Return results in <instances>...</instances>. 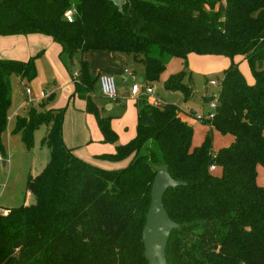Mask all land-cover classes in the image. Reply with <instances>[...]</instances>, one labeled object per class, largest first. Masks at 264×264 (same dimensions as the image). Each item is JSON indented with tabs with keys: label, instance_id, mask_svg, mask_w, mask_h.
<instances>
[{
	"label": "trees",
	"instance_id": "1",
	"mask_svg": "<svg viewBox=\"0 0 264 264\" xmlns=\"http://www.w3.org/2000/svg\"><path fill=\"white\" fill-rule=\"evenodd\" d=\"M69 11L74 15L66 17ZM44 35L73 62L78 54L107 51L133 55L145 69L144 84L155 83L173 59L216 55L232 60L221 82L212 130L193 147L194 130L166 104L138 100L137 136L103 158L121 162L106 170L78 158L64 142L66 108L17 118L15 132L31 149L34 134L49 126L43 144L50 161L26 193L35 203L0 216V264H148L143 230L158 169L167 168L186 186L170 189L164 205L179 225L170 236L168 264H264V0H0V37ZM0 59V157L11 104V76L33 81L36 59ZM236 60L247 61L249 83ZM191 72L165 81L186 102L194 95ZM75 95L86 102L105 143L118 135L93 100L99 78L80 61ZM100 87V86H99ZM213 97H206L211 102ZM213 130L233 142L213 152ZM215 165L216 169L211 170Z\"/></svg>",
	"mask_w": 264,
	"mask_h": 264
},
{
	"label": "crops",
	"instance_id": "2",
	"mask_svg": "<svg viewBox=\"0 0 264 264\" xmlns=\"http://www.w3.org/2000/svg\"><path fill=\"white\" fill-rule=\"evenodd\" d=\"M61 53V46L54 42L52 38L44 35L34 34L28 36L0 37L1 60L28 61L29 59L38 56L36 59V69L40 71V73L49 74L51 77L50 80L55 83V88H50L49 93H51V95L45 89L46 91L44 90L43 92L45 93L44 96L36 100V102L27 100L23 109V115L20 116H26L29 109L33 108L34 104H45L47 101L52 100L58 92L65 96V99H67L74 90V94L69 100L70 103L74 102L75 98H78V96L75 95L74 89L76 82L73 81V78L71 82L68 76V72H70L68 71V58L64 55H61ZM191 56L195 55H190L188 60H190L191 63H195V60ZM75 59L79 65L75 75L79 74L80 61H84L87 62L89 73L92 77L99 78L103 74H108L115 77L119 94L117 101L111 102L104 98L101 94L99 83L97 84L96 91L92 97L99 109L100 117L110 118L112 129L118 135V141L115 144L104 142V137L98 126L96 118L92 114L86 112V102L82 99L84 104L82 106L79 105L78 109H75V107L72 108L71 110L73 114L70 111V107L66 108L63 129L64 142L68 148L73 150L74 154L78 158L93 166L106 170L123 169L125 164H129L131 158L121 162H114L103 158V156L115 154L117 146L126 145L137 136V126L139 120L137 103L141 97L145 96V85L147 86V84L143 83L144 71L143 74L137 77L136 73L132 70L134 68L131 67V64L132 61L138 64L141 63L136 61L133 55L112 53L107 51H90L84 54H78ZM141 65L143 66V64ZM193 76L194 74L191 71L189 80L191 81L192 85L194 81ZM17 80L21 81L19 78H17ZM171 93L172 95H176L177 100H183L186 105H191L196 96V93L194 92L192 99L186 102L183 95L179 92ZM26 94L30 95L31 92L30 94L26 92ZM155 96L161 99L165 104H171L166 102L162 96H158L156 88ZM172 105L179 109V117L193 128V147H200L205 141L208 132L211 131L212 128L209 125H206L204 122L196 121L192 116L189 115L191 112L193 113L194 107H191L188 111L184 110L181 106H177L176 104ZM70 114L73 116V127L71 124H69L68 116ZM200 125L204 128L203 137H198L199 139H196V131ZM213 134L214 137L220 136L219 138L222 139L219 141V147L216 148V150H214L213 147L214 153L223 147L229 146L233 142V137L230 135H222L214 130ZM195 139L197 140L196 142ZM2 163H4L2 166H5L6 159L5 161H2ZM21 191L17 196L13 195L14 192H4V197L0 199V206L7 209L8 207H12L17 203H20L21 205V203L24 202L25 205H30L31 195L26 193V187L21 189Z\"/></svg>",
	"mask_w": 264,
	"mask_h": 264
},
{
	"label": "rangeland",
	"instance_id": "3",
	"mask_svg": "<svg viewBox=\"0 0 264 264\" xmlns=\"http://www.w3.org/2000/svg\"><path fill=\"white\" fill-rule=\"evenodd\" d=\"M191 57L195 60L196 64L191 63L190 60H187V63H185V61L180 58L170 61L166 71L162 74L160 80L154 83V86L156 88V91L158 92V96H162V98L165 99L166 102L176 104L179 107L181 106L184 110L188 111L191 107H194L193 113L206 115L210 111L211 102H205V98L217 97L220 95L221 82L223 81L225 72L232 65V60L223 56L216 55H195ZM236 63L239 65V69L244 75L247 82L253 83L254 76L250 64L245 60H236ZM78 66L79 65L76 59L73 62L69 61L68 71L70 72H68V76L71 82L73 76L77 72ZM131 67L134 68L132 70L136 73L137 77L143 74V71L145 74V69L141 64L132 61ZM185 70L187 72L192 71L194 74L193 87L196 96L191 105H186L181 99L177 100L176 95H172V93L165 88L166 79H168L171 75L180 73ZM35 79L36 80H33L31 82L25 80V82L23 83L17 80L16 76H11L10 78L11 104L8 112V124L2 136V142L6 151V164L5 166H2V161H0V199L4 197V192L7 191H10L11 193L14 192L13 195L17 196L21 189L25 188L28 176L32 175L33 177H37L38 175H40L50 161V150L43 144V140L46 137L49 126L43 125L36 130L34 134L33 146L31 147V149L26 146L23 138H21V134L15 132L17 118L20 115H23V109L27 100L36 102V100L44 96L45 93L43 92L45 89L49 93L50 88H55V83L50 80L51 77L47 73H40V71L37 70V76ZM211 81H216L217 85H211ZM150 84L153 83H149V85ZM147 86L145 85V88ZM27 88H29L31 92L30 95L26 94ZM49 94L51 95V93ZM73 94L74 90L72 94L68 96L67 99H65V96L61 95L58 92L52 100L47 101L45 104L36 103L34 104L33 108L38 112H44L51 109L70 107V111L73 114L71 110L72 108L75 107V109H78L79 105L82 106L84 104L82 98L79 97L75 98L74 102L70 103L69 100ZM72 114L68 116V119L69 124H71V126L73 127ZM203 129L204 128L201 125L198 126V129L196 131V139H199L198 137H203ZM214 134L213 147L214 150H216V148L219 147V141L222 139L219 138L220 136L214 137ZM196 139L195 142L197 141ZM126 165L127 164L124 165V168ZM257 183L259 186L264 187V168L261 166L258 167ZM3 187H5L6 189ZM30 201L31 204H34L35 198L31 196ZM23 204L24 202L21 203V205ZM18 206H20V203L14 204L12 207H8L6 210L10 211L11 209Z\"/></svg>",
	"mask_w": 264,
	"mask_h": 264
},
{
	"label": "water",
	"instance_id": "4",
	"mask_svg": "<svg viewBox=\"0 0 264 264\" xmlns=\"http://www.w3.org/2000/svg\"><path fill=\"white\" fill-rule=\"evenodd\" d=\"M110 1L121 7L126 0ZM186 185V182L174 180L167 168L158 169L152 186L151 205L142 235L145 259L148 264H168L167 247L169 239L172 232L179 229V225L170 218L164 205V197L170 189Z\"/></svg>",
	"mask_w": 264,
	"mask_h": 264
},
{
	"label": "built area",
	"instance_id": "5",
	"mask_svg": "<svg viewBox=\"0 0 264 264\" xmlns=\"http://www.w3.org/2000/svg\"><path fill=\"white\" fill-rule=\"evenodd\" d=\"M73 15H74V12L69 11L66 14V17L69 20H71L73 18ZM77 75L78 74H76L75 77H77ZM211 85L216 86L217 82L211 81ZM99 86H100L101 94L104 98L108 99L111 102H115L118 100V96H119L118 87H117L116 79L114 76L108 75V74L101 75L99 77ZM26 92L30 94L29 89H27ZM145 96L149 98V103L151 104V106L155 108H162L166 105L161 99L155 96L154 84H150L146 87ZM218 104H219V96L213 97L211 100V104H210V111L206 115H199V114H195L192 112L189 115L199 122L212 121L215 118ZM0 161H1V157H0ZM215 169H216V166L212 165L211 170L214 171ZM8 214H9L8 210L0 207V216L6 217Z\"/></svg>",
	"mask_w": 264,
	"mask_h": 264
}]
</instances>
